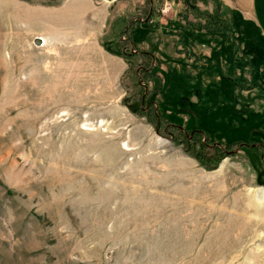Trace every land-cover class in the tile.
Here are the masks:
<instances>
[{
	"label": "rangeland",
	"instance_id": "374dc122",
	"mask_svg": "<svg viewBox=\"0 0 264 264\" xmlns=\"http://www.w3.org/2000/svg\"><path fill=\"white\" fill-rule=\"evenodd\" d=\"M92 1L0 0V264H264V44Z\"/></svg>",
	"mask_w": 264,
	"mask_h": 264
},
{
	"label": "crops",
	"instance_id": "0c3cea01",
	"mask_svg": "<svg viewBox=\"0 0 264 264\" xmlns=\"http://www.w3.org/2000/svg\"><path fill=\"white\" fill-rule=\"evenodd\" d=\"M91 2L92 5H90L91 12L88 14V18L93 15L95 19H101L103 16H99L104 10V7H96L95 3L92 0H88ZM221 2L222 7L230 11L234 16H237L240 18V21L242 22V18L245 20L247 32L249 31L250 34L254 32L255 36L258 35V40L261 44H264V0H219ZM145 0H133L131 9L135 10L139 6L141 7L144 5ZM84 5V4H82ZM87 4L85 3L84 6ZM106 11V10H105ZM108 15V13H106ZM178 27L177 25L173 27H169L168 31H171L169 33L177 32L175 28ZM236 31L240 32V27L236 24ZM174 29V30H172ZM246 32V33H247ZM242 34V33H241ZM44 39V37H41V39ZM42 39V40H43ZM46 39V38H45Z\"/></svg>",
	"mask_w": 264,
	"mask_h": 264
},
{
	"label": "trees",
	"instance_id": "16d2710c",
	"mask_svg": "<svg viewBox=\"0 0 264 264\" xmlns=\"http://www.w3.org/2000/svg\"><path fill=\"white\" fill-rule=\"evenodd\" d=\"M148 1V5H152V3H153V0H147ZM185 1V0H184ZM198 1V0H197ZM226 21L225 20H223L222 18H220V17H217V18H214V19H212L211 21H209V20H207V22H205V23H197L196 25H198V26H201V27H207L208 25H224V24H227V22L225 23ZM150 59H153V57H152V55L151 54H146ZM143 70L145 71V72H147L148 71V69H146V68H143ZM144 103V102H143ZM151 106L153 105L152 103L150 104ZM150 105L148 106V109L150 108ZM145 110V109H144ZM198 134H202V133H198ZM245 146H247L248 147V145H245ZM249 147H251V146H249ZM252 148V147H251ZM228 153V152H227ZM226 153V154H227ZM230 153H228V155H229Z\"/></svg>",
	"mask_w": 264,
	"mask_h": 264
},
{
	"label": "bare ground",
	"instance_id": "6f19581e",
	"mask_svg": "<svg viewBox=\"0 0 264 264\" xmlns=\"http://www.w3.org/2000/svg\"><path fill=\"white\" fill-rule=\"evenodd\" d=\"M40 40H41V43L40 44H37V45H39V46H41L43 44H46L47 45V42H46L47 40L46 39L44 41L42 39H40ZM100 125H101V123H100ZM103 125H105V124H103Z\"/></svg>",
	"mask_w": 264,
	"mask_h": 264
},
{
	"label": "water",
	"instance_id": "95a60500",
	"mask_svg": "<svg viewBox=\"0 0 264 264\" xmlns=\"http://www.w3.org/2000/svg\"><path fill=\"white\" fill-rule=\"evenodd\" d=\"M41 42L39 40L36 41V44H40Z\"/></svg>",
	"mask_w": 264,
	"mask_h": 264
}]
</instances>
